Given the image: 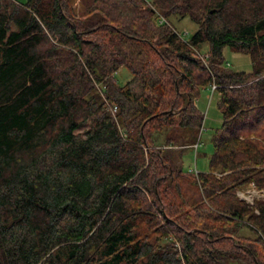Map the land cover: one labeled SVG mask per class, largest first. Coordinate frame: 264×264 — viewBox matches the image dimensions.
I'll return each mask as SVG.
<instances>
[{"label": "trees", "instance_id": "1", "mask_svg": "<svg viewBox=\"0 0 264 264\" xmlns=\"http://www.w3.org/2000/svg\"><path fill=\"white\" fill-rule=\"evenodd\" d=\"M0 264H264V0H0Z\"/></svg>", "mask_w": 264, "mask_h": 264}, {"label": "rangeland", "instance_id": "2", "mask_svg": "<svg viewBox=\"0 0 264 264\" xmlns=\"http://www.w3.org/2000/svg\"><path fill=\"white\" fill-rule=\"evenodd\" d=\"M150 2V1H149ZM153 8V6H152ZM153 19L158 23V15L161 14L154 10ZM174 30H176L184 39L189 37L197 30V26L188 18L172 17L169 20ZM187 33V34H184ZM206 47H203L202 52H206ZM225 58V66L233 72L250 73L252 70L251 61L248 55L232 52L229 48L223 50ZM116 81L123 86L130 79V73L121 68L115 75ZM195 105L203 115V123L198 137V148H185L181 155L182 169L194 174L203 173L207 171L208 159L212 153L211 139L216 130H218L222 123V116L218 108L219 95L216 91L212 92L209 87L202 89L199 92L198 98L194 99ZM237 196L249 204L253 200L261 198L260 192L256 191L253 186H249L244 191L238 192ZM244 235H250L247 231Z\"/></svg>", "mask_w": 264, "mask_h": 264}, {"label": "built area", "instance_id": "3", "mask_svg": "<svg viewBox=\"0 0 264 264\" xmlns=\"http://www.w3.org/2000/svg\"><path fill=\"white\" fill-rule=\"evenodd\" d=\"M147 2H148V0H147ZM157 21H158V24H159V25H162V24H168V22L165 20V18H163V17L160 16V15H158V19H157ZM173 30H174V29H173ZM174 32H175V33L177 34V36H178L181 40H183L184 42H187V41H188V39H184V38L181 36V34H179L176 30H174ZM184 34H187V33H184ZM195 57H196L198 60H200L202 63H204L205 66H207L208 55H207L206 52H198V51H197L196 54H195ZM209 88L211 89L212 92H214V91L217 90V86H216V85H211ZM115 112H116V107H113V108H112V113H115ZM192 148L196 150V149L198 148V143H196L195 145H193ZM261 198H262V195H261Z\"/></svg>", "mask_w": 264, "mask_h": 264}]
</instances>
